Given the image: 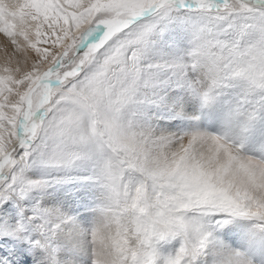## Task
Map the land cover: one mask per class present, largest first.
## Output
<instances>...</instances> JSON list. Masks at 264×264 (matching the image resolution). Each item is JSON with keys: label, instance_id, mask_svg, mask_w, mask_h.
<instances>
[{"label": "snow or ice", "instance_id": "snow-or-ice-1", "mask_svg": "<svg viewBox=\"0 0 264 264\" xmlns=\"http://www.w3.org/2000/svg\"><path fill=\"white\" fill-rule=\"evenodd\" d=\"M0 264H264V0H0Z\"/></svg>", "mask_w": 264, "mask_h": 264}, {"label": "bare ground", "instance_id": "bare-ground-1", "mask_svg": "<svg viewBox=\"0 0 264 264\" xmlns=\"http://www.w3.org/2000/svg\"><path fill=\"white\" fill-rule=\"evenodd\" d=\"M3 40V36H2V34H0V41H2ZM3 55V53L2 52H0V56H2Z\"/></svg>", "mask_w": 264, "mask_h": 264}]
</instances>
